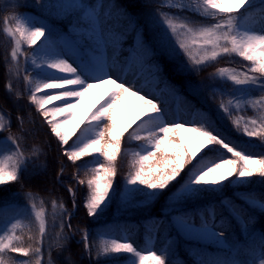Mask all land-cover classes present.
<instances>
[{"label":"snow or ice","instance_id":"1","mask_svg":"<svg viewBox=\"0 0 264 264\" xmlns=\"http://www.w3.org/2000/svg\"><path fill=\"white\" fill-rule=\"evenodd\" d=\"M0 4L3 11L30 7L19 0H0ZM37 7L39 15L13 11L0 18V34L10 45L4 56L6 91L22 98L11 82L22 78L28 102L56 139L60 154L73 164L92 157L74 174L78 184L87 187L84 207L89 217L103 215L117 201V210L155 213L148 217L144 247L130 236L98 234L97 264H119L122 256L126 264H178L181 238L207 241L225 251L224 259H199L195 264H264V228L256 227L264 217V192L258 195L250 189L254 177L264 184V152H253L257 145L251 139L237 143L226 137L216 121L195 106L184 110L191 119L169 112L157 88L164 82L169 95L177 96L178 91L162 80V68L153 60L159 53L176 62L178 71L197 74L224 57L247 62L241 68L216 67L209 74L212 98L236 133L259 138L264 146V0L259 4L257 0H160L154 14L131 12L134 3L113 0L107 5L37 0ZM58 16L74 18L58 32L51 23ZM129 28L135 44L121 59ZM145 28L152 32L150 41L145 39ZM217 82L230 87H216ZM98 89L105 91L78 116L85 98ZM192 93L199 96L202 89L193 85ZM129 101L132 108L126 118ZM247 109L255 115L240 114ZM17 120L19 134L13 133L9 115L0 110V133H7L0 138V186L21 182L33 158L43 153L38 146L25 149L28 130L24 117L18 115ZM122 157L128 159L129 170L118 187L115 179ZM63 172L61 166L57 180ZM229 188L237 190L234 196L225 194ZM67 190L75 208L76 191L71 186ZM161 197L164 203L154 208ZM24 198L22 208H0V264H52L51 246L44 260L49 217L54 228L60 221L55 246L61 248L69 239L64 228L67 224L71 230L72 213L55 198L50 213L39 194L28 191ZM232 221L242 234L247 233L245 241L230 238ZM165 232V242L156 248L154 242ZM81 242L91 258L93 244L87 229L82 230Z\"/></svg>","mask_w":264,"mask_h":264},{"label":"trees","instance_id":"2","mask_svg":"<svg viewBox=\"0 0 264 264\" xmlns=\"http://www.w3.org/2000/svg\"><path fill=\"white\" fill-rule=\"evenodd\" d=\"M86 3L89 4H99L103 3L107 5L109 0H85ZM113 2L117 4H124L127 5L128 3H134L136 7L129 8L131 12L143 11L144 13L154 14L157 7H159L160 0H113ZM19 3L23 5H30V7H19L17 8L20 13L25 9L27 12L39 15L40 9L37 7V0H19ZM259 4V3H258ZM2 5V4H0ZM3 6V5H2ZM16 9V8H14ZM12 9V10H14ZM16 9V10H17ZM163 11H175L173 9H162ZM0 13L1 10H0ZM184 15H188L191 19L195 21L202 20L201 17L193 14V13H184ZM74 17H65V16H58L51 21L53 26L55 27L56 31L66 30L69 20L73 19ZM141 19V27L142 18ZM117 27H122L121 24H117ZM150 32V33H149ZM145 39L150 40L149 34L151 35V30L145 28ZM5 38L0 34V51L4 50L5 45ZM135 44V33L132 31L131 28L128 29L127 35L125 37L123 43V51L121 53V59L128 56V54L132 51ZM32 49H29V53ZM183 59V57H181ZM155 63H158L161 68V76L162 80L166 81L170 85H174L177 88L178 95L172 96L169 95L171 98L172 103V111L179 112L178 108L176 107V103H180L183 106V109H190L192 106L195 108L201 109L202 111L208 113L211 118L216 121L217 127L223 132V134L237 143H246L251 139V142L256 144L257 147L252 149L255 153L264 152V146L261 145V141L259 138H248L242 137L235 130L232 128V125L228 119L223 117L222 114L217 112L218 108V100H214L212 98V91L211 85L213 82L209 79V74L214 72L216 67H237L241 68L242 64H246L239 57H224L221 58L217 64L212 65L211 67L205 68L203 71L199 72L198 74L195 72H181L177 70L176 62H174L171 58L165 57L157 53L153 58ZM4 76L2 69L0 70ZM145 75L147 72L145 71ZM5 80L1 79L0 77V109L4 112H8L9 117H13V119L17 118L20 114H25L29 110H25L20 107H15L10 105V99L8 92L4 88ZM199 85L202 89V94L199 96H194L192 93V86ZM219 88L227 89L230 87L228 84H219L218 82L215 85ZM159 89H165L164 82H161L158 86ZM60 103V102H54ZM52 105H49L51 107ZM27 111V112H26ZM185 113V112H184ZM245 117H251L255 115V113L251 109H247L244 112L240 113ZM187 119H191V115H186ZM13 122V120L11 121ZM36 129V126H35ZM14 129L12 128V131ZM28 132L25 134V140L23 141V146L26 150H31L33 146H38L43 149V153L39 157H34L36 162H33L29 165L28 171L23 173V179L21 182L17 183H10L7 185L0 186V206H5L11 203L14 197L22 196L25 192L32 191L33 193L39 194L43 197L48 205V208H51L50 201L51 199L55 198L57 201H62L69 212L72 213L71 216V230L65 224L64 233L67 234L69 239L64 242V246L61 248H57L54 242H47L45 239L44 244V260H48V249L50 244L51 246V260L52 264H67L65 260V256H70L71 261L73 264H97V260L95 259V245L98 244V234L105 233L102 228L104 226H113L114 231L112 232V236L116 237H124L130 236V238L135 242L137 246L144 247L145 240L147 237L146 226L148 225V217L154 215L153 211L143 210V209H129L125 210H117L118 201L114 203L106 212L98 217H89L87 215V210L84 207L85 196L87 193L86 185H83L82 191L79 193L80 189L73 188L76 191V207L74 208L72 205V198L68 192V187H64L63 185L59 184V181L66 180V177L72 175L65 168L63 174L60 176L59 180H57V173L59 172L60 167L63 164V160H67L66 157L60 156L59 146L57 144L56 139L48 135L47 137H43L46 134L38 136L37 131H32L27 129ZM14 132V131H13ZM19 134V133H18ZM37 134V135H36ZM7 133H0V138L6 136ZM77 135L79 133L77 132ZM75 136L69 141L71 145L72 142L75 140ZM135 142H133V146ZM48 147V149H47ZM230 155V154H229ZM65 158V159H64ZM92 157H85L83 160L78 161L76 164H73V172H77V168L82 165L85 161H91ZM40 165H45L44 171L43 168L39 167ZM190 167V166H189ZM36 168V169H33ZM129 170V162L127 158H121L118 161V174L115 179L116 186H122L123 178L127 174ZM187 169L185 170V172ZM80 178H83V171L80 172ZM183 175L180 179H183ZM253 183L250 185V189L253 190L256 194L264 192V184L259 182L258 177L253 178ZM23 184V187L21 186ZM68 186L73 187V184L66 183ZM249 189H243L241 191H248ZM237 190L229 188L226 190V195L234 196ZM164 197L160 198V201L154 205V208H159L164 203ZM202 203H207V201H203ZM242 203V202H240ZM196 205H192L195 207ZM24 207V206H23ZM245 207H247L245 205ZM77 208V209H76ZM76 209V211H75ZM73 210L75 211L73 215ZM51 211V209H50ZM88 218V221H84V228L89 231V240L90 243L93 244V256L90 258L81 244H77V240L79 238L82 240V230L80 226L76 225L77 220L80 218L78 214ZM261 222L256 225L258 229L264 228V217H261ZM50 226L53 223L52 219L49 217ZM59 219L56 221V234L59 232ZM234 225V236L230 237L231 239L235 240L239 238L242 241L247 239V233L242 234L240 228L236 225L235 221H232ZM173 237H175V232L172 233ZM168 233L165 232L163 235L160 236L159 240H156L155 243H159L161 246L164 242ZM159 248V247H156ZM178 257L175 259L178 260V264H195L196 260L199 259H224L226 258L225 251L220 249L218 246L210 244L207 241H188L186 238L179 239L178 242ZM19 259H24L23 257H18ZM107 264V262H104ZM119 264H126L125 257H121Z\"/></svg>","mask_w":264,"mask_h":264},{"label":"rangeland","instance_id":"3","mask_svg":"<svg viewBox=\"0 0 264 264\" xmlns=\"http://www.w3.org/2000/svg\"><path fill=\"white\" fill-rule=\"evenodd\" d=\"M257 3H259V0H257ZM2 5H0V10L2 12V13H0V18H2L5 15L10 14L13 11L19 12V13L21 12L17 8H16L17 9L16 10L14 8H11V7L8 8L7 11H3V6ZM12 9H14V10H12ZM22 13H29V12H27L26 9H25V12L23 11ZM0 27H2V19H0ZM1 36H3V35L1 34ZM148 36L150 37V40H151L152 34L151 35L149 34ZM150 40L148 39V41H150ZM8 47H10V45H6V43H5L4 50L2 51V49H1V51H0V70L2 69V71L4 73V76H3L2 72L0 71V77H1V79L5 80L3 82L5 90H6V82L9 80V76L6 73L4 56H5V53H6V50H7ZM25 50L29 52L28 48H25ZM113 74L115 75V73H113ZM129 79H131V76H129ZM11 82L13 84V88L15 89V91L23 93V96L20 99H16L15 92H13L12 94L8 93L9 97H11L10 105L11 106H15V107H20V108H23L25 110H29L28 112L26 111L27 113H25V114H21V115L19 114V116L24 117V120H25L24 128L25 129H30L31 133H33L32 131L36 130L38 136L41 135V137H42L43 134H46V133L47 134L45 136H43V137H47L48 135H50L48 127L45 124L42 123L41 118L35 112L34 107L32 105H30L29 102H28L27 93L25 92V85L23 83L22 78L20 80H16V79L13 78L11 80ZM104 91H105V89H98V90H95L92 93H90L89 96L85 98V100H84V102H83V104L81 106V109L78 112V116L82 117L88 111V109H90L92 107V105L99 99V97L103 94ZM157 91L162 92V97L161 98L167 101V108H168L169 112H173L172 111V103L173 102H171V98L168 95L167 91H164V89H159V88H157ZM176 107L178 108V110H179L180 114L183 116V118L187 119L186 115L184 113L183 106L180 103H176ZM131 108H132V103H131V101H129L127 103L126 110H125V117L126 118H130ZM7 114H8V112H7ZM10 119H11V121L13 120V122H12V128L14 129L13 133H17L18 134L19 133V123H18L17 118L13 119V117H11ZM29 120L35 121V123H30ZM35 126H36V129H35ZM47 149H48V147H47ZM60 156H61V154H60ZM33 162H36V159H33ZM62 162H63L62 166H64V170H65V168L68 169V171L70 173H72V175L70 174V176H68V177H66V175H65L64 179L66 178V180H63L62 182L59 181V184L63 185L66 188V187H69L66 183H70L71 182L73 184L72 188L80 189V191H79V193H80L82 191L83 185L78 184L77 180L74 179V174H76V173L73 172V163L68 161V160H65V161L63 160ZM33 169H36V168H33ZM43 171H44V168H43ZM238 203H240V202H238ZM8 205H11L13 208H17V209L22 208L25 205L24 194L22 196L14 197V199ZM8 205L0 206V208H2L3 211H7L8 210V207H7ZM50 209L48 208L49 213L51 212ZM76 209H75V211H76ZM75 211L73 210V215H75L74 214ZM82 215H85V213H82ZM82 215H81V213L78 214V216L80 218L77 220V224L76 225L80 226L83 229H86V228H84L83 222L84 221H88V218L84 217ZM50 218H51V216H50ZM2 221H3V217L0 216V222H2ZM103 227L104 228H102V230L105 233L112 234V232L114 231L113 226L111 227V226H104L103 225ZM56 230H57L56 227L55 228L52 227V224L50 226V221H49V232H48V235L45 237L47 242H49V241L54 242L55 241ZM233 236H234V225H233V230H232V234H231L230 237H233ZM81 238H82V236H81ZM81 241L82 240L79 238V240H77V244H81V246L83 247V243ZM89 242H90V240H89ZM48 246H50V244H48ZM155 247H159L160 248L161 246H159V243H155ZM65 260H66L67 264H73V261H71L70 256H65Z\"/></svg>","mask_w":264,"mask_h":264}]
</instances>
